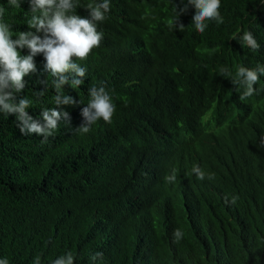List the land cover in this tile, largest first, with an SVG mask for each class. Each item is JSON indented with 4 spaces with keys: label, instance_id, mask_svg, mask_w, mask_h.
<instances>
[{
    "label": "trees",
    "instance_id": "16d2710c",
    "mask_svg": "<svg viewBox=\"0 0 264 264\" xmlns=\"http://www.w3.org/2000/svg\"><path fill=\"white\" fill-rule=\"evenodd\" d=\"M90 2L79 0L76 14L87 17ZM172 5L179 10L178 0H111L98 24L100 46L78 61L87 69L83 85L64 87L87 103V89L103 85L115 105L111 122L97 121L81 134L76 129L85 105L63 106L67 123L42 142L34 133L21 135L14 116L0 117V257L9 264H33L36 256L51 264L66 252L76 264H89L97 251L104 264H262L264 231L256 230L253 240L221 236L220 214L191 169L199 165L205 175L228 179L230 188L244 181L227 162L249 143L253 148L264 123L257 124L255 103L245 109L235 100L239 91L219 68L264 64V7L257 0H221L224 23L210 22L199 33L192 8L179 17L182 32L171 27ZM27 11L26 0L20 10H6L13 32L28 30ZM243 31L252 32L259 52L231 39ZM44 63L37 54L35 73L23 77L22 96L34 99L44 81L49 88L27 109L33 118L40 108L54 107ZM257 89L264 96V87ZM248 128L252 136L239 144L235 132ZM171 169L176 180L169 183ZM259 188L264 181L251 193ZM252 207L264 213V206ZM177 228L184 233L178 242Z\"/></svg>",
    "mask_w": 264,
    "mask_h": 264
},
{
    "label": "clouds",
    "instance_id": "9594fccd",
    "mask_svg": "<svg viewBox=\"0 0 264 264\" xmlns=\"http://www.w3.org/2000/svg\"><path fill=\"white\" fill-rule=\"evenodd\" d=\"M176 1L169 0L170 3ZM23 2L25 0H7V7L0 6V117L14 116L21 135L30 136L34 133L42 137V142L54 136L62 121L67 123L68 113L64 111L63 106L85 105L80 113L83 121L76 129L81 134H87L97 121L111 122L115 105L103 85L87 89V103L74 100L63 91L66 85L71 89H79L83 85L87 69L78 61H84L92 49L100 46L104 34L98 31V24L107 18L111 10V0H91L85 7L88 11L87 17L76 14V9L80 7L79 0H26L28 11L24 13V23L28 30L13 32L12 24L5 22L4 14L7 9L20 10ZM178 3L179 10L177 6L172 5L171 27L176 31L182 32L186 28L179 23V17L186 14L189 8L194 9L191 25L199 33H204L210 22L217 25L224 23L219 11L221 0H178ZM257 5L264 7V0H257ZM231 39L238 40L241 48L259 52L260 44L251 31L234 33ZM25 49L27 54L21 55V51ZM37 54H43V68L48 77L52 78L51 87L55 95L51 100L54 107L40 108L39 117L33 118L27 109L33 107L34 102L49 90L44 81L43 89L37 91L34 99L21 95L25 89L23 77L36 71L34 57ZM248 61L255 67L238 64L233 72L227 66H222L219 68V75L226 77L235 91H239L238 99L235 100L243 108L247 109L256 104L257 124L264 123V96L256 95L257 88L264 87V64L254 60ZM222 127L224 125L214 130ZM253 129L248 128L239 133L234 131L238 135L239 144L252 136ZM227 163L244 178V181L234 188L228 187V179L216 178L213 173L205 175L199 165H194L191 172L197 180L204 182L205 196L211 199L212 209L220 214L219 234L225 239L240 241H243L247 234L253 240L256 230L264 231V213L252 207L264 206V201L261 200L264 198L261 195L264 188L251 193L257 180L264 181V131L255 138L253 148L249 143ZM171 171L172 169L169 174ZM169 174L165 179L171 183L176 180V175L174 172ZM140 178L142 183L148 180L144 173ZM183 236L182 230H174V241H180ZM0 264H9V260L0 257ZM33 264H41V258L36 256ZM51 264H76V257L71 252H66L53 259ZM89 264H104V254L99 251L91 254Z\"/></svg>",
    "mask_w": 264,
    "mask_h": 264
},
{
    "label": "bare ground",
    "instance_id": "6f19581e",
    "mask_svg": "<svg viewBox=\"0 0 264 264\" xmlns=\"http://www.w3.org/2000/svg\"><path fill=\"white\" fill-rule=\"evenodd\" d=\"M264 98V97H263ZM262 98V99H263ZM166 158V157H165ZM168 162V161H167ZM169 166H171V165H169ZM170 171V170H169ZM218 174V173H217ZM146 175V174H145ZM156 178V177H155ZM153 180V179H152ZM155 181V180H154ZM189 183V182H188ZM191 183V182H190ZM237 183V182H236ZM201 185H203V184H201ZM184 189V188H183ZM186 192V191H185ZM199 193H200V191H199ZM189 195V194H188ZM194 196V195H193ZM201 196V195H200ZM186 197V196H185ZM180 198V197H179ZM182 198V197H181ZM188 198H189V196H188ZM141 199H142V197H141ZM141 199H140V202H142L141 201ZM206 200V199H205ZM192 201V200H191ZM190 201V202H191ZM208 201V200H207ZM209 201H210V199H209ZM194 203V202H193ZM182 204V203H181ZM126 205V204H125ZM194 205H196V203L194 204ZM173 207V206H172ZM177 207V206H176ZM189 206H187V208H188ZM171 208V207H170ZM165 209V208H164ZM169 210V209H168ZM172 210H174L173 208H172ZM179 210H180V206H179ZM182 210V209H181ZM167 212V211H166ZM190 213H191V211H190ZM166 215H168V214H166ZM193 216H194V214H193ZM201 218V217H200ZM164 219V218H163ZM169 227V226H168ZM167 227V228H168ZM196 227V226H195ZM174 232V231H173ZM198 233V232H197ZM141 236V235H140ZM224 261V260H223ZM224 263V262H223Z\"/></svg>",
    "mask_w": 264,
    "mask_h": 264
}]
</instances>
